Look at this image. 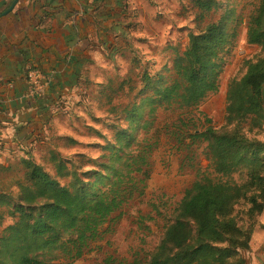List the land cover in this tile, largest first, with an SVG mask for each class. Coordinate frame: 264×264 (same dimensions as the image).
<instances>
[{
	"label": "trees",
	"instance_id": "obj_1",
	"mask_svg": "<svg viewBox=\"0 0 264 264\" xmlns=\"http://www.w3.org/2000/svg\"><path fill=\"white\" fill-rule=\"evenodd\" d=\"M64 2L51 0L55 6ZM191 3L203 28L189 35L183 53L175 54L171 73L152 77L145 71L139 77L129 71L125 79L111 78L97 85L101 106L113 119L105 125L90 115L106 129L104 134L87 126L100 143L85 147L101 150L99 158L84 153L65 157L48 148L46 163L53 173L29 153L21 161L23 175L14 183L16 191H0V207L8 206L14 220L0 233V264H72L102 241L106 228L111 233L122 219L123 209L145 197L152 178L151 157L159 146L156 116L161 109L186 115L167 127L168 133L178 144L183 137L190 145L205 143L209 174L200 173L184 192L173 210L174 219L166 225L146 264H250L246 255L264 213V0L257 2L247 19L246 44L258 52L243 63L242 75L228 83L224 125L201 132L189 130L193 119L187 114L218 92L240 20L234 9L216 0ZM117 6L120 15L123 10ZM48 8L35 19L19 3L0 20L1 42L12 36L5 26L11 14L17 21L9 30L20 32L15 54L8 57V62H15L14 69L19 68L12 77L21 74L28 80L31 72L40 74L35 60L44 54L47 61L50 56L63 66L69 49L78 42L73 23L55 25L56 20L52 24ZM215 13H220L218 18L205 24ZM84 14L87 20L88 12ZM84 24L78 25V32ZM131 63L138 69L135 57ZM40 77L45 87L44 77ZM54 83L49 89L52 99L45 93L37 95L41 103L53 104L68 85L65 77ZM3 112L1 106L0 114ZM60 139L70 147L81 145L71 137ZM185 151L189 154L190 149ZM62 179L68 183L62 185ZM146 219L141 217L140 222ZM137 259L133 264H139Z\"/></svg>",
	"mask_w": 264,
	"mask_h": 264
},
{
	"label": "rangeland",
	"instance_id": "obj_2",
	"mask_svg": "<svg viewBox=\"0 0 264 264\" xmlns=\"http://www.w3.org/2000/svg\"><path fill=\"white\" fill-rule=\"evenodd\" d=\"M216 1L234 9L240 24L235 45L225 57L218 92L187 114L193 119L189 129L192 132H201L207 127L219 129L224 125L228 83L232 78L242 75L243 63L258 52L255 48L247 46L246 30L247 19L259 0ZM125 10L127 16L118 26L122 27L124 32L111 38L108 36L104 41L106 47L99 49L97 44H94L90 50L91 54L85 55L86 66L91 64L95 65L96 69H102L98 70L100 74H91L84 99L75 102V107L69 111L63 112L67 115L59 118L53 130L38 137L45 145L43 148L38 146L33 158L43 162L50 173H53L52 168L46 163V148L49 146L66 157L85 153L99 158L101 150L85 147L89 143H100L89 134L87 126L106 134L102 124L106 125L110 120L113 122V119L101 106L97 93L98 82L111 78H116L115 81L125 79L129 71L139 73V77L145 71L152 77L168 75L172 71L175 54L183 53L187 49L189 35L197 34L203 28L196 20L191 0H131L125 4ZM219 14L208 17L205 24L217 19ZM134 57L138 61V69L131 63ZM37 81V74L32 73L30 86L35 85ZM139 85L140 82L138 89ZM90 115L100 118L102 124L93 122ZM179 116L186 115L171 110L158 111L156 127L157 134H160L159 146L151 157L152 178L145 197L128 204L123 209L122 219L115 229L107 233L106 228L102 241L96 243L89 253L72 264H133L135 258H138L139 264H146L148 256L160 243L166 225L174 219L173 210L180 203L184 192L196 181L200 173L209 174L208 162L203 155L205 143L190 145L189 139L183 137L181 144H178L168 133L167 127H172L173 123L178 122ZM118 122L121 126L126 125L124 121ZM151 132L149 136L153 137ZM66 136L74 138L81 145H64L60 137ZM187 148L190 149L189 154L185 151ZM22 175L23 171L20 170L16 177L22 179ZM60 183L65 185L68 180L62 179ZM15 198L16 195L13 201ZM10 211L8 206L0 207V233L14 221L9 216ZM141 217L147 218L143 224L140 222Z\"/></svg>",
	"mask_w": 264,
	"mask_h": 264
},
{
	"label": "crops",
	"instance_id": "obj_3",
	"mask_svg": "<svg viewBox=\"0 0 264 264\" xmlns=\"http://www.w3.org/2000/svg\"><path fill=\"white\" fill-rule=\"evenodd\" d=\"M13 1L0 0V12ZM129 1L131 0H65L60 6H55L51 0H20L17 3H24L35 19L40 18L42 9L50 6L48 9L53 14L52 24L56 20L58 22H55V25L73 23L72 29L78 35V42L69 49V58L65 64L61 63L63 66L50 56V61H47L45 54L35 60L36 66L42 71L40 74L44 77L43 93L50 96V99L53 96L49 89L55 81L65 77L68 82L62 95L57 96L53 104H44L37 95L31 93L29 84L21 74L16 77L11 75L13 71H19V68L14 69L15 62H8V57L15 54V42L20 32L9 30L17 21L13 14L5 23L7 32L12 36L3 42L0 41V101L4 109L3 114H0V191L6 188L16 191L14 183L20 178L16 175L21 170V161L27 158L28 153L33 158L38 146L43 148L45 145L44 141L38 139L39 135L53 130L59 118L67 115L63 112L69 111L75 107V102L84 99L91 74H100L98 70L102 69V67L96 69L95 65L91 64L86 66L85 55L91 54L90 50L94 44L101 49L102 46L106 47L104 41L108 36L111 38L124 32V29L118 26L127 16L125 4ZM117 5L123 10L120 15L115 11ZM75 9L78 11L75 12ZM85 11L88 12L87 20L83 17ZM113 19H118L119 23ZM80 23L85 24L78 32ZM104 83L106 81L97 84ZM57 93L58 91L55 94ZM63 107L65 109H62ZM60 141L64 144L61 139ZM48 148L52 147L46 149ZM33 160L35 161L34 158ZM36 162L40 163L37 160ZM259 223L260 226L252 235L251 252L246 255L250 264H264V213L259 217Z\"/></svg>",
	"mask_w": 264,
	"mask_h": 264
},
{
	"label": "built area",
	"instance_id": "obj_4",
	"mask_svg": "<svg viewBox=\"0 0 264 264\" xmlns=\"http://www.w3.org/2000/svg\"><path fill=\"white\" fill-rule=\"evenodd\" d=\"M32 73H36L37 74V77H38V81H37V83L35 84V85H33V86H31L32 87V89H31V93H33V94H35V95H38V94H40V93H43V84H42V82H41V77H40V74L37 72V71H33V72H31L30 74H29V79L27 80V79H25L26 81H27V83L29 84V85H31L32 84V82H31V74Z\"/></svg>",
	"mask_w": 264,
	"mask_h": 264
},
{
	"label": "water",
	"instance_id": "obj_5",
	"mask_svg": "<svg viewBox=\"0 0 264 264\" xmlns=\"http://www.w3.org/2000/svg\"><path fill=\"white\" fill-rule=\"evenodd\" d=\"M20 0H14L12 2V4L10 5L9 9L6 10L5 12H3L2 14H0V19L4 16H6L7 14H9L14 8L15 6L17 5V3L19 2Z\"/></svg>",
	"mask_w": 264,
	"mask_h": 264
}]
</instances>
